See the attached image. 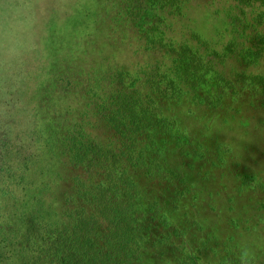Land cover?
Instances as JSON below:
<instances>
[{"label": "rangeland", "instance_id": "obj_1", "mask_svg": "<svg viewBox=\"0 0 264 264\" xmlns=\"http://www.w3.org/2000/svg\"><path fill=\"white\" fill-rule=\"evenodd\" d=\"M126 3L0 0V220L19 208L14 207L19 199L7 191L18 174L31 183L26 186L30 194L43 177L48 186L40 205L51 217L65 220L62 215L72 211L79 180L87 190L104 175L88 164L70 162L66 154L56 155L54 146L81 124L95 141H109L113 134L94 116V107L114 101L117 89L137 94L143 102L151 87L168 85L183 45L198 49L207 80L222 76L229 84L236 75L239 82L264 78L262 2L246 6L241 16L236 0H190L182 10L167 1H144L130 17ZM181 82L177 84L184 91L191 88ZM258 89L254 83L239 91L240 96L232 97L224 109L191 105L197 113L194 119L186 115L185 103L166 107L181 123L200 129L204 142L231 150L222 167L199 164L209 171V179L201 171L197 175V165L194 183L200 193L197 200L184 204L213 235V248L231 240L243 250L244 264H264V89L260 94ZM49 153L59 158L49 160ZM135 178L147 197L157 196L156 183L139 174ZM6 225L0 224V229ZM5 248L12 259V247Z\"/></svg>", "mask_w": 264, "mask_h": 264}, {"label": "trees", "instance_id": "obj_2", "mask_svg": "<svg viewBox=\"0 0 264 264\" xmlns=\"http://www.w3.org/2000/svg\"><path fill=\"white\" fill-rule=\"evenodd\" d=\"M144 1L149 4L171 2L177 10L190 2L127 0V16L136 14L135 10L141 9ZM254 1L264 6V0H236L241 16L245 15V7ZM202 59L198 49L185 44L173 61L175 77L172 76L168 85L151 87L143 102L137 94L117 89L114 101L107 106L103 101L94 107V116L104 121L108 132L113 134L104 144L95 141L81 124L77 130L67 132L58 147L54 146L59 150L56 155L58 152L66 154L70 162L88 164L104 175V180L98 185L91 184L87 190L79 180L81 187H75L78 195L73 198L72 211L62 215L65 220L51 217L40 205L44 188L48 186L43 177L36 183L40 187L30 194L26 186L31 183L24 182L21 174L13 175L14 180L10 182L13 188L7 186V191L16 201L19 199L14 205L19 208L0 220V224H7L9 229L1 227L0 246L6 243L12 247L13 257L10 259L11 253L4 245L2 251L0 248V264L6 260L8 264L245 263L243 250L229 239H225L227 245L215 250L214 237L207 232L205 223L193 218L184 204L190 199L197 200L200 193L195 188L194 178L201 172L203 178H210L209 171L199 164L222 167L227 164L231 150L216 142H204L200 129L181 123L176 112L168 113L166 107L185 103L188 105L186 115L194 119L197 113L191 105L205 106L208 111L224 109L232 97H239V91L254 83L258 84L260 94L264 78L255 76L250 82H239L236 75L229 84L222 76L210 81L206 79ZM97 77L92 78L94 86L98 85ZM117 79L122 81L120 75ZM183 80L191 86L187 91L177 84ZM209 81L208 89L201 91ZM48 155L49 160H56V155ZM136 174L157 184V196L147 197L143 189L142 192ZM87 209L91 212L87 213ZM175 213L181 214L179 218ZM7 219L11 221L6 222Z\"/></svg>", "mask_w": 264, "mask_h": 264}]
</instances>
